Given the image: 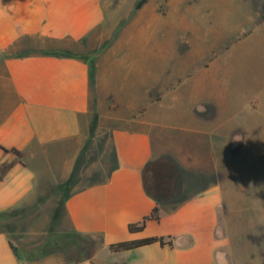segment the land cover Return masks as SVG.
<instances>
[{
	"label": "crops",
	"instance_id": "0c3cea01",
	"mask_svg": "<svg viewBox=\"0 0 264 264\" xmlns=\"http://www.w3.org/2000/svg\"><path fill=\"white\" fill-rule=\"evenodd\" d=\"M139 1L0 0V264H218V253L239 264L221 184L207 182L199 169L189 184L171 182L191 168V155L177 168L155 152L151 135L138 127L143 103L121 115L120 97L104 78L109 46L121 40L117 27L137 14L160 18L159 0ZM254 97L246 110L261 107ZM154 206L159 220L129 232ZM33 215L43 221L33 224ZM258 217L255 224L249 213L239 224L264 229L262 210ZM36 236L41 240L29 251L44 243L55 250L26 260L21 250ZM150 237L171 238L172 245L108 250ZM238 249L242 264H264V253Z\"/></svg>",
	"mask_w": 264,
	"mask_h": 264
},
{
	"label": "rangeland",
	"instance_id": "374dc122",
	"mask_svg": "<svg viewBox=\"0 0 264 264\" xmlns=\"http://www.w3.org/2000/svg\"><path fill=\"white\" fill-rule=\"evenodd\" d=\"M157 12L159 20L137 14L117 27L121 40L109 46L104 78L120 97L121 115L143 103L138 127L151 135L155 152L171 156L177 168L191 155V168L171 182L189 184L199 169L207 182L221 184L222 213L236 228L230 239L242 264L238 247L264 253V229L239 224L249 213L256 224L264 213V0H159ZM251 95L262 98L258 111L244 107L256 100ZM37 218L30 221H43ZM60 224L67 226L65 218ZM40 240H26L23 258L53 253V243L28 250Z\"/></svg>",
	"mask_w": 264,
	"mask_h": 264
},
{
	"label": "trees",
	"instance_id": "16d2710c",
	"mask_svg": "<svg viewBox=\"0 0 264 264\" xmlns=\"http://www.w3.org/2000/svg\"><path fill=\"white\" fill-rule=\"evenodd\" d=\"M143 2H145V0L139 1L137 6H140V4H142ZM13 152L15 154L19 155V153L17 151L13 150ZM149 220H153V221L159 220V214H158V207L157 206H154L153 209L150 211V213L148 215H146L145 217H143V219L141 221H139L137 223L129 224L127 226V229L131 233L139 232L144 228L145 223ZM155 242H157L160 246H164V245L171 246L172 245L171 238L150 237V238H144V239H139V240L122 241V242L113 243V244H110L108 246V250L111 253H118V252L132 250V249H135V248H138L141 246H145V245H148L151 243H155ZM11 248H12L13 252L16 254V249L12 246H11Z\"/></svg>",
	"mask_w": 264,
	"mask_h": 264
},
{
	"label": "clouds",
	"instance_id": "9594fccd",
	"mask_svg": "<svg viewBox=\"0 0 264 264\" xmlns=\"http://www.w3.org/2000/svg\"><path fill=\"white\" fill-rule=\"evenodd\" d=\"M218 264H227L226 260L224 259V255L222 253L217 254Z\"/></svg>",
	"mask_w": 264,
	"mask_h": 264
}]
</instances>
